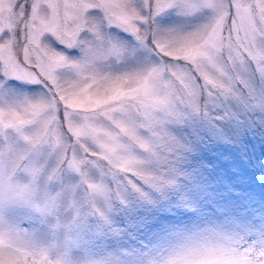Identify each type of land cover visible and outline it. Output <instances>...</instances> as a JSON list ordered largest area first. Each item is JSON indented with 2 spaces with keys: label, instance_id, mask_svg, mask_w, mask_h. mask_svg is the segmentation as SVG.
<instances>
[{
  "label": "snow or ice",
  "instance_id": "6c2138e0",
  "mask_svg": "<svg viewBox=\"0 0 264 264\" xmlns=\"http://www.w3.org/2000/svg\"><path fill=\"white\" fill-rule=\"evenodd\" d=\"M230 105L264 112V0H0V264H264L158 220L195 210L176 130Z\"/></svg>",
  "mask_w": 264,
  "mask_h": 264
},
{
  "label": "rangeland",
  "instance_id": "374dc122",
  "mask_svg": "<svg viewBox=\"0 0 264 264\" xmlns=\"http://www.w3.org/2000/svg\"><path fill=\"white\" fill-rule=\"evenodd\" d=\"M229 107L235 119L214 121L211 127L197 119L176 130L193 144L183 166L189 183L180 190L195 210L161 212L160 223L192 227L207 220L226 227L264 229V112ZM110 250L121 252L119 247Z\"/></svg>",
  "mask_w": 264,
  "mask_h": 264
}]
</instances>
